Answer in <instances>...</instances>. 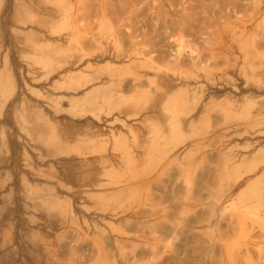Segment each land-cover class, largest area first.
I'll use <instances>...</instances> for the list:
<instances>
[{
	"label": "rangeland",
	"instance_id": "obj_1",
	"mask_svg": "<svg viewBox=\"0 0 264 264\" xmlns=\"http://www.w3.org/2000/svg\"><path fill=\"white\" fill-rule=\"evenodd\" d=\"M0 6V238L30 215L46 264H264V0Z\"/></svg>",
	"mask_w": 264,
	"mask_h": 264
},
{
	"label": "crops",
	"instance_id": "obj_2",
	"mask_svg": "<svg viewBox=\"0 0 264 264\" xmlns=\"http://www.w3.org/2000/svg\"><path fill=\"white\" fill-rule=\"evenodd\" d=\"M5 68L6 69H4L0 75L3 79L7 78L9 74L6 65ZM4 95L5 94H3L0 89V99H3L5 97ZM1 104L2 102H0V105ZM3 110L4 109L0 107V115L3 114ZM1 211H4V209H1ZM28 222V229L24 228L22 231V241H18L14 238L15 234L18 233L16 227L10 229L3 239L0 238V264H15L20 257L21 248L24 264H46V259L42 255L41 247H37L38 244L40 245V240L44 238L45 234L41 230H34L32 234L30 231V215H28ZM12 244L13 246H17L18 244V246L13 249L10 247Z\"/></svg>",
	"mask_w": 264,
	"mask_h": 264
},
{
	"label": "bare ground",
	"instance_id": "obj_3",
	"mask_svg": "<svg viewBox=\"0 0 264 264\" xmlns=\"http://www.w3.org/2000/svg\"><path fill=\"white\" fill-rule=\"evenodd\" d=\"M1 7V6H0ZM159 102V101H158ZM47 133V132H46ZM41 134H43L42 132H41ZM38 136L40 135V133L39 134H37Z\"/></svg>",
	"mask_w": 264,
	"mask_h": 264
}]
</instances>
